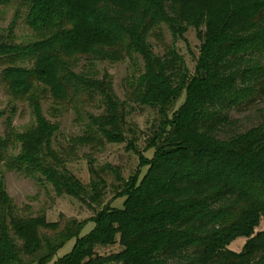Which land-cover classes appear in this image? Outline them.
I'll return each mask as SVG.
<instances>
[{
  "label": "trees",
  "instance_id": "obj_1",
  "mask_svg": "<svg viewBox=\"0 0 264 264\" xmlns=\"http://www.w3.org/2000/svg\"><path fill=\"white\" fill-rule=\"evenodd\" d=\"M25 22L36 30L67 27L29 46L24 54L31 56L30 68L3 69L7 87L19 96L29 94L50 70L54 90L65 94L67 83L56 66L78 44L88 59L118 61L127 36L143 27L187 23L202 28L200 58L186 99L170 114L159 110L154 155L144 176L124 189L121 207L97 213L90 232L81 236L86 223L71 222L45 243L35 263L264 264V0H28ZM2 55L11 63L18 59L7 44L0 45ZM253 109L261 113L260 122L244 131L233 129L237 120L230 119L231 111ZM41 126L22 136L0 137V159L14 138L21 151L11 166L31 163L57 192L68 188L81 197L80 188L44 160L42 144L51 127ZM8 217L29 249L37 251L36 219ZM6 218L0 213L1 253L13 245L5 233ZM239 237L246 240L241 251L229 249ZM71 239L72 250L54 260ZM114 244L119 252L95 251Z\"/></svg>",
  "mask_w": 264,
  "mask_h": 264
},
{
  "label": "rangeland",
  "instance_id": "obj_2",
  "mask_svg": "<svg viewBox=\"0 0 264 264\" xmlns=\"http://www.w3.org/2000/svg\"><path fill=\"white\" fill-rule=\"evenodd\" d=\"M27 2L0 4V45H9L10 53L18 58L11 63L0 56V137L22 136L44 123L51 127L42 144L44 160L54 163L70 185L79 187L81 197L68 188L57 192L31 163L11 166L21 143L9 139L0 159V213L7 215L5 233L13 245L0 252V264H18V260L36 264L39 254L45 252V243L71 222L86 223L80 233L83 236L94 228L92 220L101 209L122 206L124 189L144 176L154 155L159 110L164 107L170 114L186 99V85L196 73L202 39L201 27L153 24L127 36L126 51L118 61L88 59L78 44L56 66L57 72L60 64L67 83L65 94L54 90V70H50L44 80L33 84L29 94L19 96L7 87L3 69L14 64L30 68L31 56L24 54L29 46L67 27L66 23L37 30L29 26L25 22ZM229 116L237 120L236 131L262 119L257 109L233 110ZM10 213L36 219L33 232L41 242L39 252L29 249L22 234L15 232ZM245 242L239 237L228 248L240 252ZM74 243L69 240L54 260L69 253ZM120 250L118 244L95 249L99 255Z\"/></svg>",
  "mask_w": 264,
  "mask_h": 264
},
{
  "label": "water",
  "instance_id": "obj_3",
  "mask_svg": "<svg viewBox=\"0 0 264 264\" xmlns=\"http://www.w3.org/2000/svg\"><path fill=\"white\" fill-rule=\"evenodd\" d=\"M110 264H115V263H110Z\"/></svg>",
  "mask_w": 264,
  "mask_h": 264
}]
</instances>
